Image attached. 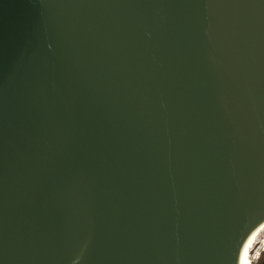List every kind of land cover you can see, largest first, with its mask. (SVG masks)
<instances>
[{
  "label": "water",
  "instance_id": "1",
  "mask_svg": "<svg viewBox=\"0 0 264 264\" xmlns=\"http://www.w3.org/2000/svg\"><path fill=\"white\" fill-rule=\"evenodd\" d=\"M264 223V0H0V264H245Z\"/></svg>",
  "mask_w": 264,
  "mask_h": 264
},
{
  "label": "bare ground",
  "instance_id": "2",
  "mask_svg": "<svg viewBox=\"0 0 264 264\" xmlns=\"http://www.w3.org/2000/svg\"><path fill=\"white\" fill-rule=\"evenodd\" d=\"M262 230H264V223L254 232H252L246 239L243 250V258L245 264H254V258L251 257L250 250L253 244L257 243V239Z\"/></svg>",
  "mask_w": 264,
  "mask_h": 264
},
{
  "label": "rangeland",
  "instance_id": "3",
  "mask_svg": "<svg viewBox=\"0 0 264 264\" xmlns=\"http://www.w3.org/2000/svg\"><path fill=\"white\" fill-rule=\"evenodd\" d=\"M264 230L261 231L257 239V243L253 244L250 250L251 257L254 258V263H264Z\"/></svg>",
  "mask_w": 264,
  "mask_h": 264
},
{
  "label": "built area",
  "instance_id": "4",
  "mask_svg": "<svg viewBox=\"0 0 264 264\" xmlns=\"http://www.w3.org/2000/svg\"><path fill=\"white\" fill-rule=\"evenodd\" d=\"M263 249H264V246H263ZM254 264H262V263H260V262H259V263H257V262H256V263H254ZM263 264H264V263H263Z\"/></svg>",
  "mask_w": 264,
  "mask_h": 264
},
{
  "label": "flooded vegetation",
  "instance_id": "5",
  "mask_svg": "<svg viewBox=\"0 0 264 264\" xmlns=\"http://www.w3.org/2000/svg\"><path fill=\"white\" fill-rule=\"evenodd\" d=\"M259 235H261V233Z\"/></svg>",
  "mask_w": 264,
  "mask_h": 264
}]
</instances>
